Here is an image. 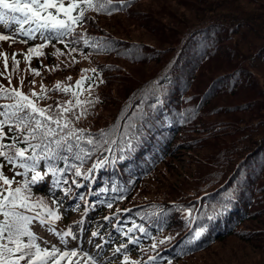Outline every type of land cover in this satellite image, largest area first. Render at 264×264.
Wrapping results in <instances>:
<instances>
[{
    "label": "trees",
    "instance_id": "trees-1",
    "mask_svg": "<svg viewBox=\"0 0 264 264\" xmlns=\"http://www.w3.org/2000/svg\"><path fill=\"white\" fill-rule=\"evenodd\" d=\"M145 1L148 0H125L122 10L103 12V19L98 21L99 12L89 10L90 15H85V20L76 27L93 40L107 39L112 51L100 47L102 76L94 87L96 94L92 92V101L82 97V101L89 102L82 105L84 114L75 106L65 115L71 126L82 129L85 135L91 133L99 139V132L105 130L118 139V144L111 146V152L106 150L107 144L94 152L83 169L107 157L104 164L114 162L119 168L112 171L115 181L127 188L122 189L125 199L119 202L121 207L138 204L132 212L147 220L156 216L155 219L167 221L171 216L174 231L165 224L158 230V236L153 232L158 244L151 253L177 243L169 251H163L154 264H168L169 260L172 264H193L191 261L196 257H200L199 264H223L203 259L222 244H225L223 255L237 254V260L226 264H242L247 259L250 262L245 264H255L251 262L254 256L264 258V0H165L159 7L160 12L170 15L168 6L173 2L186 11L184 15L194 19L179 18L180 27H175L179 31L171 36L178 37L175 44H165L173 51L172 56L165 55L167 50H160L162 54L149 52L146 61H140L134 58V53L148 51L152 44L117 34L112 25L116 24L120 32L116 18L126 17L132 25L149 30L148 33L154 34L157 30L144 27L145 21L155 25L150 27L161 29L158 13L156 22L150 14L145 19L140 16V6ZM149 1L158 4V0ZM113 4L117 5L118 0H113ZM186 43L194 48L198 46L199 51L194 52ZM175 58L184 69L191 71L188 82L193 104L198 109L191 118V126L171 136L163 156L139 164L141 170L134 176V186L129 187L128 175L123 172L127 165L119 163L122 143L119 137L125 132V122L137 124L132 112L138 92L167 83L174 75ZM215 60L224 63L223 67L215 74L202 75L204 68L208 71ZM149 63L157 66L154 74L133 83L127 65ZM207 90L212 91L208 96ZM52 96L53 103L47 104L44 99L43 104L52 105V111L58 112L54 106L61 104L60 92ZM215 99H224L225 105L223 102L215 105ZM141 113L146 112L137 111L135 115L140 118ZM117 124L118 130L114 128ZM217 139L222 141L218 143ZM140 141L137 135L134 147L122 155L144 161L150 155ZM84 146L91 147L86 143ZM184 153L194 155L191 163L181 156ZM62 164L59 162V166ZM185 209L192 210L191 219ZM197 227H204L205 231L193 241L190 237ZM160 236H170L171 240L159 243L163 239ZM164 256L167 260L160 261ZM240 256H246L245 260ZM261 263L264 264V259Z\"/></svg>",
    "mask_w": 264,
    "mask_h": 264
},
{
    "label": "snow or ice",
    "instance_id": "snow-or-ice-1",
    "mask_svg": "<svg viewBox=\"0 0 264 264\" xmlns=\"http://www.w3.org/2000/svg\"><path fill=\"white\" fill-rule=\"evenodd\" d=\"M120 5L125 4V0H118ZM88 10L96 12L117 11L113 0H0V24L5 25V31H0V41L14 42L19 37L39 36L42 43L30 46L27 53L24 54L25 61H30L32 55H41L39 51L50 43L51 38L55 37L62 40L63 37L71 36L76 27L85 20V14ZM10 22H14L15 28L8 27ZM83 39V38H78ZM27 43L26 39L21 40ZM88 44V39L83 40ZM68 46V43H66ZM96 47V44L90 45ZM72 51H76L75 48ZM0 57H3L5 73L8 85L0 84V100L6 101L0 104V264H101L99 257L102 251H97L92 255L85 250L78 240V235L68 227L64 230H57L54 227L55 221L59 220L61 213L60 199L53 194L47 203L45 198L38 200L32 198L31 184L43 179L44 173L40 168L43 161V169L46 173H51L54 186L61 188L64 198L77 193L69 184L81 186L84 181L91 179V173L106 163L107 157L93 161L92 166L82 171L85 162L98 149H102L105 144L109 145L106 149L112 151V145L118 144V139L112 136L110 131L101 130L99 139L91 133L84 134L79 128H73L71 121L66 113L71 111V106L62 107L61 104H55L58 112H53L52 105L41 106L40 100L45 99L46 89L41 84V91L37 92L34 88L28 93L22 90L23 80L16 87L11 85L12 75L7 73L8 56L0 51ZM12 69L15 71L19 66V60L16 53H12ZM32 72L39 74L37 69H31ZM85 71V70H81ZM95 72V69L91 70ZM87 76H81L76 81V86L83 89V82ZM102 82V81H101ZM35 84V81H31ZM92 84H88L91 89ZM59 88V82L57 83ZM69 86H65L63 91L67 92ZM73 96L77 92L73 91ZM88 101L76 99L75 105L81 109L84 114L83 104ZM68 105L69 102L65 101ZM162 101L157 98L155 103L150 105L152 109L161 105ZM135 115V113L133 114ZM147 114L141 113L140 119L143 120ZM79 119V116L76 117ZM120 125H115L118 130ZM7 128V131H5ZM125 132L119 140V151L123 158L124 151L131 150L134 147L133 140L137 139V126L132 122L124 123ZM136 129L137 131H134ZM8 133L12 135L9 136ZM79 133V135H77ZM107 137V139H106ZM91 147H85L84 144ZM63 166H59V162ZM78 161L79 163H73ZM8 163L13 170L22 169V172H16L10 178L4 174L3 165ZM74 171L75 177H83L78 180L69 177L67 173ZM20 176V180H16ZM30 176V179H29ZM15 183V186H13ZM66 185V186H65ZM115 191V189H114ZM81 200H85L83 194H80ZM116 199H124L123 195H117ZM87 201L85 200V211H87ZM108 208H112V202L107 203ZM128 212V209H117V212ZM191 219V209H185ZM115 216V213H110ZM211 218V217H210ZM82 219V217H81ZM109 220V216L103 217ZM38 222L46 226L48 231L56 237V243H50L47 240L41 242L40 238L33 231L31 225ZM79 225V221H75ZM118 230L119 225L116 226ZM134 229H138L144 237L151 238V249L157 247L158 241L155 236H151L143 224H133L123 234L128 237V243L140 244L143 237L130 236ZM205 231L204 227H197L191 235V240H196ZM99 235V229L92 232V237ZM77 241L75 246H69V242ZM170 236L163 237L159 243L170 241ZM91 243V238L89 240ZM105 240L100 238V243L95 245L96 249H102ZM141 250L143 245L140 244ZM114 253L120 254L122 264H140L136 259H132L128 254V248L125 243H120L113 249ZM157 257H148V264H153ZM168 264H172L171 260Z\"/></svg>",
    "mask_w": 264,
    "mask_h": 264
},
{
    "label": "rangeland",
    "instance_id": "rangeland-1",
    "mask_svg": "<svg viewBox=\"0 0 264 264\" xmlns=\"http://www.w3.org/2000/svg\"><path fill=\"white\" fill-rule=\"evenodd\" d=\"M168 1V0H166ZM165 0H158V4H155L153 2L145 1L144 4H142L140 6V9L142 10V12H140V16L142 18H146L147 15H151L153 17V19H155V22L157 20V14L158 13L160 15V28H156V27H150V25L155 26L154 24L145 21V25L144 27L149 28H153L152 30H157L156 32H154V34L152 33H148L149 30H147L146 28H143L142 26H134L132 25V22L126 18V17H120V18H116L117 23H119L121 30L120 32H118L117 30V25L114 24L112 26L115 27L117 34H126V36L130 39V40H139V41H144V42H148L150 44H152V47H150V53L152 54H162L160 52L163 50H167L165 55H173V51L170 48H166L165 44H171L174 45L176 42V39L178 37H171L172 34H176L179 29H177L179 26L178 21H181L180 19L184 18L185 20H193L194 18H188V15H184L186 14V11L179 5H175L170 4V6H168V14H166V12L164 11H159V7L160 5H163L164 2H166ZM187 16V17H186ZM180 18V19H179ZM11 23L8 25V27H10ZM178 26V27H177ZM5 25L2 26V24H0V31H5ZM177 27V28H175ZM151 32V31H150ZM155 47H158V49H155ZM10 50V42L9 41H0V51H5L8 52ZM144 64V63H143ZM150 65H138V66H131V65H127V67L129 68V70L131 71V75L133 76L132 78V82L133 83H137L139 81H141L142 79H147L148 77L151 76V74H154V72L157 69V66H155L156 64L153 63H149ZM224 63H220L219 60H215L211 65L210 68H208V71L204 68V71L202 72V75L204 76H209V74H215L217 73L221 67H223ZM211 72V73H210ZM126 87H129V84H125ZM125 96V94H123L121 96V98L123 99ZM246 96L248 97V94H246ZM244 97V96H243ZM242 97V98H243ZM223 102V103H222ZM225 105L224 99H215L214 104L215 105ZM236 104V103H234ZM228 121V120H227ZM229 129V128H228ZM227 129V130H228ZM5 131H7V128H5ZM8 135L10 136V133H8ZM232 138H234V136H231ZM222 139H217L216 142H221ZM199 142H196L195 144H198ZM183 158H185L186 162L189 164L191 163V158L194 157V155L192 153H184L181 155ZM168 175H170L168 173ZM169 179V178H166ZM164 185V184H163ZM54 227L57 230H64L68 227L72 228V230L74 232L77 233L78 235V240L79 242L81 241L82 235L87 231V228H85V226L83 224H81L79 227L76 223H74L73 221L70 222H65V220H61L59 219L58 222L54 223ZM37 231L40 233V239L43 242L44 240L49 241L50 243H56V237L48 231L46 226L40 225L38 224L36 226ZM91 238V243L89 242ZM94 237L91 236V234L88 236V242L86 245V250H88L92 255L96 254V251H101L103 249L98 250L95 247V241L93 239ZM105 240V238H104ZM106 242V240H105ZM77 243V241H71L69 242V246H75V244ZM105 244V243H104ZM236 244V243H235ZM223 245L222 244L220 246H218V249H216L213 254H208L206 256L203 257V259H207L209 262L208 263H223L226 264L227 263H233L232 260H237L235 257L237 256V254L235 252L230 254H225L223 255L224 249H223ZM244 244H240V246H243ZM83 246V245H82ZM238 246V245H237ZM84 247V246H83ZM219 247H221V249H219ZM255 258L252 259L251 262L255 263V264H262L261 261L264 259L262 257H258V256H254ZM246 256L242 257L240 256L241 260H245ZM247 262H250L249 259L246 260ZM243 262L244 264L246 263ZM103 262V261H102ZM191 263L193 264H199L202 263L200 260V257H196L194 258ZM242 263V264H243ZM102 264V263H101Z\"/></svg>",
    "mask_w": 264,
    "mask_h": 264
}]
</instances>
